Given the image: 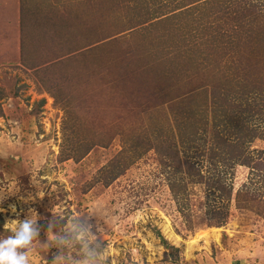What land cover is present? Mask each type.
<instances>
[{
	"label": "rangeland",
	"instance_id": "rangeland-1",
	"mask_svg": "<svg viewBox=\"0 0 264 264\" xmlns=\"http://www.w3.org/2000/svg\"><path fill=\"white\" fill-rule=\"evenodd\" d=\"M21 3L0 242L27 224L26 264H264V200L236 195L264 181L236 157L208 165L223 140L264 150L241 110L264 107V0Z\"/></svg>",
	"mask_w": 264,
	"mask_h": 264
},
{
	"label": "trees",
	"instance_id": "trees-1",
	"mask_svg": "<svg viewBox=\"0 0 264 264\" xmlns=\"http://www.w3.org/2000/svg\"><path fill=\"white\" fill-rule=\"evenodd\" d=\"M260 99V97H259ZM263 100V98H262ZM264 101V100H263ZM263 103V102H262ZM264 105V103H263ZM258 107V109H257ZM256 108V109H254ZM242 111H247L249 113H256L259 114L261 116V120L264 122V107H261L260 105V101L258 100H248L247 104L245 107H243L241 109ZM251 132L250 135L254 138H262V136L264 137V127H258V129H256L253 126H250ZM248 130V129H246ZM253 133V134H252ZM242 144H245L244 142H242ZM221 148L219 149H215L212 148V152L209 154L208 160H209V167L210 165H214L216 167V165L220 162L222 164H224L225 162H228L230 160H232L233 158H237L239 160V164L245 165L247 167H249V169H251V171H255L254 174L257 175L258 179L260 181H264V150L261 149L259 151H257L256 154L249 152L246 149H235L234 145L232 144H226L223 140L222 145H220ZM227 149V152H225V150ZM253 152V151H252ZM223 154V155H222ZM220 157L219 160L216 157ZM228 160V161H227ZM187 164H190V161L187 162ZM193 164H195V162H193ZM199 169V172H201ZM200 176H202L201 174H198ZM252 179V178H250ZM210 181H215V186L217 185V180H214L213 178H210ZM209 182V181H208ZM220 184L219 187L220 188H224V185L222 183H218ZM230 186V185H229ZM171 188H173V185H170ZM232 186H231V190H230V196H231V192H232ZM258 188H251V182H245L242 184V188L238 189L236 192L237 196H248L249 198H256L257 200H264V194H260L258 191ZM262 198V199H261Z\"/></svg>",
	"mask_w": 264,
	"mask_h": 264
},
{
	"label": "crops",
	"instance_id": "crops-1",
	"mask_svg": "<svg viewBox=\"0 0 264 264\" xmlns=\"http://www.w3.org/2000/svg\"><path fill=\"white\" fill-rule=\"evenodd\" d=\"M21 0H0V67L22 53Z\"/></svg>",
	"mask_w": 264,
	"mask_h": 264
},
{
	"label": "clouds",
	"instance_id": "clouds-1",
	"mask_svg": "<svg viewBox=\"0 0 264 264\" xmlns=\"http://www.w3.org/2000/svg\"><path fill=\"white\" fill-rule=\"evenodd\" d=\"M31 239V231L27 224L15 238L0 242V264H26V258L17 253V248L23 247Z\"/></svg>",
	"mask_w": 264,
	"mask_h": 264
},
{
	"label": "bare ground",
	"instance_id": "bare-ground-1",
	"mask_svg": "<svg viewBox=\"0 0 264 264\" xmlns=\"http://www.w3.org/2000/svg\"><path fill=\"white\" fill-rule=\"evenodd\" d=\"M215 228V227H214Z\"/></svg>",
	"mask_w": 264,
	"mask_h": 264
}]
</instances>
